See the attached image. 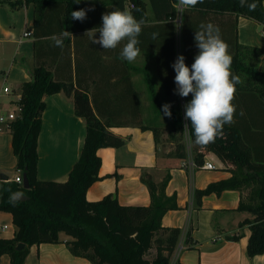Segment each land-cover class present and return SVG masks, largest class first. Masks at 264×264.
<instances>
[{"label":"trees","instance_id":"trees-1","mask_svg":"<svg viewBox=\"0 0 264 264\" xmlns=\"http://www.w3.org/2000/svg\"><path fill=\"white\" fill-rule=\"evenodd\" d=\"M35 6V31L38 39H47L43 51L37 41L36 63L28 68L30 81L23 83L18 118L10 123L13 153L17 158L16 169L26 174L30 188L0 172V211L12 214L17 227L13 239H0V256L9 255L12 264H25L30 249L44 243H60V233L73 237L67 245L73 255L87 258L93 264H171L178 246L182 230L178 227L163 226V218L170 210L179 208L176 195L168 196L166 188L171 179L167 175L161 183H155L150 175L142 177L151 195L149 206H125L117 197L107 195L96 202L88 201L89 188L100 180L102 158L99 150L120 148L125 139L111 131L114 127L139 126L142 130H151L156 143L160 142L162 126L149 123L145 125L143 113L132 75L122 66L127 65L120 58L123 44L111 49L116 56L115 75L85 77L96 81L90 91L88 82H82L81 65L78 57V39L86 30L102 27V16L113 10H128L138 21L144 24L150 21L170 22L175 29L179 19V0H25ZM148 1V2H147ZM255 3V10L247 6L240 7L239 0H202L195 7L184 8L181 13V31L185 63L189 65L198 54L194 35L201 23L211 22L220 29L221 38L229 45L233 58L231 71L239 76L241 83L236 85L233 104L236 107L234 122L225 124L223 137H218L207 146L194 143V134L190 121L185 120L179 106L170 107L172 124L168 135L175 143L176 157L187 159L184 136L188 132L191 151L198 167L203 166L207 152L216 154L222 161L236 166L231 178L211 183L206 189L196 190L195 199L199 203L204 196L221 195L227 190H242L259 179V189L253 190L250 203L241 202L239 210L252 213L255 218L251 224L252 235L248 244V254L255 257L264 254V166L253 160V150L246 143L248 135L238 114L242 95L256 97L264 105V70L255 62L254 54L264 53V49L248 47L239 43L238 20L240 17L251 19L264 28V0H248ZM134 5V7H132ZM148 6L153 16L148 15ZM81 9L87 11L84 21L73 20L71 12ZM95 25V26H93ZM67 30L73 37L63 40V47L54 46L53 37ZM138 47H141V36ZM99 36V32H97ZM170 51L176 52V33L172 31ZM74 45V46H73ZM104 51L101 46H96ZM49 50V52H48ZM54 54V57L49 56ZM76 56L77 75H72V55ZM57 57L63 61L52 67ZM39 60V61H38ZM176 59H171V73L160 74L165 95L179 103L174 82L175 71L172 67ZM109 66V62L102 64ZM61 70V71H60ZM65 72V73H64ZM245 74L250 80L243 82ZM98 80V81H97ZM155 110L162 111L163 103L159 100L153 82L149 84ZM64 93L73 96L75 113L86 121L87 134L81 156L74 165L66 182L41 181L38 179L39 138L43 126L46 98ZM242 109V108H241ZM189 124L187 131L184 125ZM22 192L24 198L17 203H9V196ZM25 244L18 249L19 244ZM152 257V258H151ZM176 264H182L180 262Z\"/></svg>","mask_w":264,"mask_h":264},{"label":"crops","instance_id":"crops-1","mask_svg":"<svg viewBox=\"0 0 264 264\" xmlns=\"http://www.w3.org/2000/svg\"><path fill=\"white\" fill-rule=\"evenodd\" d=\"M181 13L179 10L175 29L169 27L170 22L145 23L140 55L134 62L126 61L127 65L122 66L123 70H128L132 75L145 125L154 123L162 128L166 126L161 135H168L173 119L155 110L149 84L153 82L163 105L178 106L180 102L174 103L165 95L164 84L159 75L170 74L171 59H176L178 55L184 56ZM148 15L153 16L150 6ZM173 30L174 35L176 33V52L171 55L170 35ZM34 31V4H27L25 0H0V91L8 87L18 94L23 83L30 81L28 68L37 61L35 43L38 41L41 44L40 53L48 44L47 39L35 37ZM87 31L81 33L82 36L78 39V59L82 82H88L92 91L96 81L85 77L115 75L116 56L111 49L106 52L98 47L96 50V46L100 45L91 43L85 35ZM153 33L157 34L156 39L152 38ZM96 38H99L97 33ZM238 38L242 45L264 49V28L251 19L239 18ZM49 56L54 57V54ZM71 57V72L75 77L78 74L76 56L73 54ZM57 59L52 67L55 68L60 62L62 70L63 61L59 57ZM107 61L108 67L102 64ZM193 62L194 60H190L188 66L191 67ZM241 80L248 82L250 78L243 74ZM179 97L180 101L185 100L186 103L192 99L191 94ZM242 97L244 102L240 103L238 114L241 115L242 112L243 115L239 123L248 135L246 143L253 150L254 162L264 166V105L248 94ZM2 101L6 107L16 101V98L12 95L4 97ZM111 131L124 138L125 144L120 148L99 150L102 158L100 180L89 188L88 201H100L111 194L125 206H149L151 195L142 177L150 175L159 184L170 175L166 194L176 195L179 208L165 214L163 226L182 230L171 264H264V254L255 257L248 254L252 230L251 224L245 222H252L255 216L248 211L239 210L241 202L250 203L253 190L259 189L258 181L261 177H254V182L242 190H227L221 195L204 196L198 203L195 191L231 178L232 171L236 169L234 164L224 162L216 154L207 152L205 160L213 161L217 169L205 170L191 165V161H194L193 153L187 159L177 158L173 142L167 148H162L161 139L156 143L151 130H142L139 126H122L114 127ZM86 134V121L76 115L73 96L59 93L47 97L39 138L38 179L66 182L81 156ZM186 135L189 136L188 132ZM12 139L10 130H0V172L14 180L23 174L16 169L17 158L13 153ZM189 142L191 147L190 137ZM262 173L264 174V169ZM16 232L12 214L0 211V239H13ZM60 240L57 244L32 246L25 264H93L87 258L72 254L67 242L72 241L73 237L62 232ZM0 264H12L11 257L1 255Z\"/></svg>","mask_w":264,"mask_h":264},{"label":"clouds","instance_id":"clouds-1","mask_svg":"<svg viewBox=\"0 0 264 264\" xmlns=\"http://www.w3.org/2000/svg\"><path fill=\"white\" fill-rule=\"evenodd\" d=\"M78 0L77 3H79ZM202 0H179L185 8L195 7ZM240 7L247 6L255 10L257 5L248 3V0H239ZM81 9L71 12L73 20L84 21L87 11ZM143 20L138 21L130 11L113 10L102 16V27L88 30L87 35L93 44L100 45L103 49H115L121 42L126 41L120 51V58L129 63L134 62L140 55L138 39L142 32ZM99 32V38L96 33ZM153 33L152 38L156 39ZM73 37L67 30L54 36V46L63 47L65 38ZM194 40L198 54L191 67L185 63V57L178 55L172 67L176 73L174 82L176 94L192 99L184 106L185 120L190 121L194 134V143L198 146H207L218 137H223L225 124L234 122L236 107L233 104L236 85L241 83L239 76H234L231 71L233 58L229 53V45L221 38L218 26L201 23L195 31ZM171 105L165 104L162 111L165 116L171 117ZM241 115L243 113L241 112ZM189 124L184 125L187 131ZM24 198L22 192H14L9 196V203L15 204Z\"/></svg>","mask_w":264,"mask_h":264},{"label":"built area","instance_id":"built-area-1","mask_svg":"<svg viewBox=\"0 0 264 264\" xmlns=\"http://www.w3.org/2000/svg\"><path fill=\"white\" fill-rule=\"evenodd\" d=\"M132 7H134V5H132ZM179 7L180 6H178V9H179ZM181 11H183V6H182ZM25 36H28V33H25ZM12 95L16 98V101H12L10 103V106L4 107V104L2 101L3 98L8 97V96H12ZM20 98H21L20 93H18V94L13 93V91L8 87H4L0 91V130H3V129L9 130L10 123L15 121L18 118L19 112H20V107L17 104V102L20 100ZM191 165L197 166L194 161H191ZM201 168H203L205 170H210V171L217 169L216 165L211 160H205V162H204L203 166H201ZM14 181L23 185V182H24L23 176H17L14 179ZM4 228H6V226Z\"/></svg>","mask_w":264,"mask_h":264},{"label":"rangeland","instance_id":"rangeland-1","mask_svg":"<svg viewBox=\"0 0 264 264\" xmlns=\"http://www.w3.org/2000/svg\"><path fill=\"white\" fill-rule=\"evenodd\" d=\"M179 6H180L179 9L181 11L182 10V5H179ZM254 58H255V62H253V64L257 65L261 70H264V53L263 52H261V53L259 52L258 54H254ZM186 104L187 103L185 102V100L180 101V103L178 104V106L181 109V112L183 113L184 116H185V107L184 106ZM164 127H166V126H164ZM184 139H185V145H186L187 154H188V156H190L192 152H191V147H190V142H189V136L185 135ZM172 142L173 141L171 140L169 135H166V134L165 135H161V145L163 146L162 148H167ZM175 148L176 147H175V143H174V149Z\"/></svg>","mask_w":264,"mask_h":264},{"label":"water","instance_id":"water-1","mask_svg":"<svg viewBox=\"0 0 264 264\" xmlns=\"http://www.w3.org/2000/svg\"><path fill=\"white\" fill-rule=\"evenodd\" d=\"M23 186H24V188H26V189H29L30 188V182H29V179H28V177H27V175L26 174H23ZM25 246V244H19L18 245V249H22L23 247Z\"/></svg>","mask_w":264,"mask_h":264}]
</instances>
